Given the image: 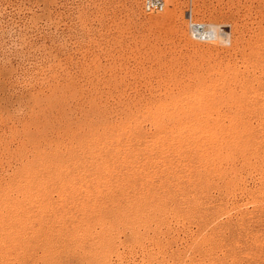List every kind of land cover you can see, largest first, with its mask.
<instances>
[{"label":"rangeland","instance_id":"1","mask_svg":"<svg viewBox=\"0 0 264 264\" xmlns=\"http://www.w3.org/2000/svg\"><path fill=\"white\" fill-rule=\"evenodd\" d=\"M0 264H264V0H0Z\"/></svg>","mask_w":264,"mask_h":264},{"label":"built area","instance_id":"2","mask_svg":"<svg viewBox=\"0 0 264 264\" xmlns=\"http://www.w3.org/2000/svg\"><path fill=\"white\" fill-rule=\"evenodd\" d=\"M167 0H144V10L147 13L161 12L166 7ZM190 27L193 37L201 42L219 41L222 39L217 29L205 22H195L190 17ZM225 43V42H224Z\"/></svg>","mask_w":264,"mask_h":264},{"label":"bare ground","instance_id":"3","mask_svg":"<svg viewBox=\"0 0 264 264\" xmlns=\"http://www.w3.org/2000/svg\"><path fill=\"white\" fill-rule=\"evenodd\" d=\"M211 27H212V28H215V27H213L212 25H211Z\"/></svg>","mask_w":264,"mask_h":264}]
</instances>
